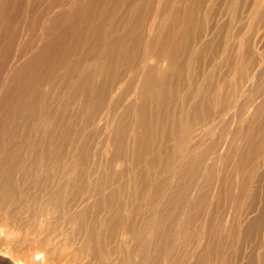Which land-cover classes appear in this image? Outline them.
<instances>
[{
  "label": "rangeland",
  "instance_id": "rangeland-1",
  "mask_svg": "<svg viewBox=\"0 0 264 264\" xmlns=\"http://www.w3.org/2000/svg\"><path fill=\"white\" fill-rule=\"evenodd\" d=\"M92 220L120 264H264V0H0V256L81 264Z\"/></svg>",
  "mask_w": 264,
  "mask_h": 264
},
{
  "label": "bare ground",
  "instance_id": "bare-ground-1",
  "mask_svg": "<svg viewBox=\"0 0 264 264\" xmlns=\"http://www.w3.org/2000/svg\"><path fill=\"white\" fill-rule=\"evenodd\" d=\"M248 69H247V66H246V72H245V69L243 72L241 69V72H242L241 77L242 78L245 76L247 77ZM54 196L55 195H53L52 198H50L47 201L41 202V204H40L41 209L40 210L45 211L47 213L49 212L50 214L55 216L59 213L60 206H59V208L57 206H55L56 204H55V197ZM124 216H125L124 213L123 212L120 213L119 211H116L115 213L111 214L109 217H107V219L105 221L106 229H108L109 232L112 234V231L115 230V228H117L118 226H120L123 223L124 218H125ZM95 219H96V217H95ZM68 223L70 225H72L73 229H76V227H80L79 218L77 216L71 217V218L69 217ZM97 223H99V222H97ZM94 225H96V224L92 220V223L89 224L88 227H84L83 237L80 240V244H79L78 248H76L77 257L80 259V263L81 264H120V261H121L120 260L121 256H120V251H119L120 246L119 245H113L111 248H109L110 247L109 245H105L104 242L101 240V239H103L104 236L102 235V233H100L101 235L98 233L100 237H98L95 234L96 233V231H95L96 227ZM122 226H124V225H122ZM81 227H83V226L81 225ZM99 231H100V229H99ZM96 237H98L100 240L97 241ZM106 254L108 257H110V259H112V261L109 262V261H105L103 259L102 256H104ZM4 260L5 259H3L0 256V264H11L10 261H7V260L4 261ZM8 262H10V263H8Z\"/></svg>",
  "mask_w": 264,
  "mask_h": 264
}]
</instances>
